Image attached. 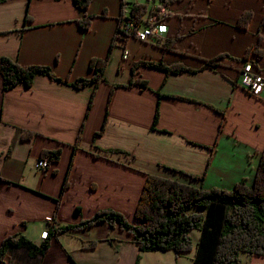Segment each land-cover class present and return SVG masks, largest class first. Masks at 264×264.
I'll return each instance as SVG.
<instances>
[{"label":"crops","instance_id":"1","mask_svg":"<svg viewBox=\"0 0 264 264\" xmlns=\"http://www.w3.org/2000/svg\"><path fill=\"white\" fill-rule=\"evenodd\" d=\"M155 15L164 28L153 41L119 37L127 19L147 26ZM85 18L88 30L79 25ZM1 56L50 67L67 82L37 75L29 87L8 89L0 75V246L11 236L41 245L46 230L50 243L35 257L12 247L0 264H135L141 251L125 229L72 226L106 209L138 224L148 175L205 190L254 184L264 92L250 94L240 76L247 60L264 74V0H91L86 9L74 0H6ZM220 57V66L203 67ZM93 58L106 59L105 80L74 88L93 76ZM138 62L196 71L140 65L133 79L145 80L142 87L130 84ZM57 150L58 161L42 157ZM251 257L264 264V256Z\"/></svg>","mask_w":264,"mask_h":264},{"label":"trees","instance_id":"2","mask_svg":"<svg viewBox=\"0 0 264 264\" xmlns=\"http://www.w3.org/2000/svg\"><path fill=\"white\" fill-rule=\"evenodd\" d=\"M4 1L6 0H0V3ZM161 1L167 4L175 0ZM74 2L80 9L89 8L91 4V0ZM137 8L139 6H136L135 10ZM27 20L31 18L27 17ZM79 23L81 28L88 30L91 19L85 18ZM221 59L223 57L204 59L203 67H218L221 65ZM140 65L163 69L167 74L193 70L178 64L167 67L163 62H138L132 72L131 85L147 86L145 80L133 79L136 67ZM89 67L93 76L90 79L78 78L72 83L74 88L90 84L98 86L105 80L106 59L93 58ZM0 75L4 79V88L8 89L18 83L29 87L37 75L63 81L55 76L50 67L24 66L5 56L0 57ZM158 114L157 111L154 124ZM47 156L50 162L58 161L60 150L42 154L44 158ZM135 219L138 224L131 223L122 213L106 209L72 228H87L100 223H107L112 228L117 225L134 235L135 243L141 252L172 250L176 253L192 250L193 241L188 234L191 230L198 229L201 235L196 245L193 264H239L241 253L264 256V150L260 156L254 184L248 185L246 180H242L231 190H205L173 179L148 175L135 210ZM49 245L48 238H45L41 245H36L25 236L8 237L0 246V262H4L12 247L27 248L35 257L47 253Z\"/></svg>","mask_w":264,"mask_h":264},{"label":"built area","instance_id":"3","mask_svg":"<svg viewBox=\"0 0 264 264\" xmlns=\"http://www.w3.org/2000/svg\"><path fill=\"white\" fill-rule=\"evenodd\" d=\"M164 9L161 12H165ZM150 23L146 26L140 22L139 19L131 17L125 21L123 25L118 30V35L121 38L127 36L136 37L141 42H150L156 39L159 31L164 28V25L159 22V16L155 15L150 18ZM130 56V51L125 48L123 59H128ZM240 83L243 88L247 89L248 92L254 96H260L264 92V74L255 68L252 60H247L243 64L242 75L240 76ZM48 159H41L38 162L39 167H47ZM47 220L53 223V217L48 216ZM49 236V231L43 232V237L47 238Z\"/></svg>","mask_w":264,"mask_h":264},{"label":"rangeland","instance_id":"4","mask_svg":"<svg viewBox=\"0 0 264 264\" xmlns=\"http://www.w3.org/2000/svg\"><path fill=\"white\" fill-rule=\"evenodd\" d=\"M174 175H179L182 178L188 179V176L182 173L181 174L174 173ZM179 183L187 184L186 182H179ZM188 235L193 241L192 243L193 248L191 251L184 253H176L175 251L172 250H167V251L155 250V251L141 252V255L137 258L135 264H193V259L195 258L196 255V245L199 242L201 232L198 229H193L189 232ZM251 258H252L251 255H249L248 253H241L240 255L241 260L239 264H251L250 261L252 260Z\"/></svg>","mask_w":264,"mask_h":264}]
</instances>
